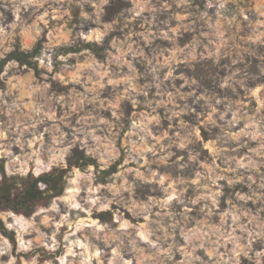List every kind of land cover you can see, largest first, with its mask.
Wrapping results in <instances>:
<instances>
[{
	"label": "rangeland",
	"instance_id": "1",
	"mask_svg": "<svg viewBox=\"0 0 264 264\" xmlns=\"http://www.w3.org/2000/svg\"><path fill=\"white\" fill-rule=\"evenodd\" d=\"M0 220V264H264V0H0Z\"/></svg>",
	"mask_w": 264,
	"mask_h": 264
},
{
	"label": "trees",
	"instance_id": "2",
	"mask_svg": "<svg viewBox=\"0 0 264 264\" xmlns=\"http://www.w3.org/2000/svg\"><path fill=\"white\" fill-rule=\"evenodd\" d=\"M12 56H15V54L14 53H12ZM3 62H5V60L3 61ZM71 165V164H70ZM115 167H112L111 169H114ZM111 171V170H110ZM45 178V176H39V177H37L36 178V180H41V179H44ZM0 230L2 231V232H4V233H6L7 234V229L5 228V226H4V224L2 223V221L0 220Z\"/></svg>",
	"mask_w": 264,
	"mask_h": 264
}]
</instances>
